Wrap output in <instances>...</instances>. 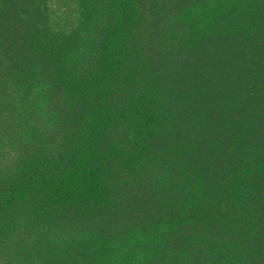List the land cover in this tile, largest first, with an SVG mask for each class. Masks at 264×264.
<instances>
[{
    "label": "trees",
    "instance_id": "16d2710c",
    "mask_svg": "<svg viewBox=\"0 0 264 264\" xmlns=\"http://www.w3.org/2000/svg\"><path fill=\"white\" fill-rule=\"evenodd\" d=\"M0 264H264V0H0Z\"/></svg>",
    "mask_w": 264,
    "mask_h": 264
}]
</instances>
